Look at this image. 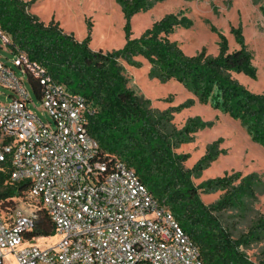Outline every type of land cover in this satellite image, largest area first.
<instances>
[{
	"label": "trees",
	"instance_id": "1",
	"mask_svg": "<svg viewBox=\"0 0 264 264\" xmlns=\"http://www.w3.org/2000/svg\"><path fill=\"white\" fill-rule=\"evenodd\" d=\"M118 1L128 20L151 4V0ZM178 24L177 16L170 14L134 38L128 23L123 49L96 52L91 49L90 37L79 41L59 22L42 21L30 12L29 2L0 0V28L11 38L10 50L24 51L31 61L44 66L56 80L92 103L96 114L89 118L88 129L101 150L124 160L153 196L170 208L199 247L203 263L264 264L249 259L241 249L246 243L244 237L233 238L217 216L240 203L244 193L253 192L260 178L255 175L244 179L235 174L195 185L193 175L208 165L213 153L209 152L196 168L186 169L188 155H178L175 149L190 139L188 130L179 129L172 123L169 111L154 109L149 100L129 86L122 61L137 64L134 58L144 56L163 80L175 77L202 98H212L216 107L248 123L254 138L264 144V95H254L233 77L236 72L256 78L252 54L245 48L230 53L223 41L216 57L206 50L188 56L177 41L170 39ZM34 88L37 89L36 82ZM10 170L8 163H0V214L5 221L10 220L16 208L14 198L26 196L29 191L25 181L10 179ZM219 190L224 194L216 203L207 205L202 201L200 192ZM6 204L10 205L3 211L1 206ZM55 233V225L40 208L28 236L53 237ZM250 235L256 237V231H250Z\"/></svg>",
	"mask_w": 264,
	"mask_h": 264
},
{
	"label": "built area",
	"instance_id": "2",
	"mask_svg": "<svg viewBox=\"0 0 264 264\" xmlns=\"http://www.w3.org/2000/svg\"><path fill=\"white\" fill-rule=\"evenodd\" d=\"M0 37L10 46L1 28ZM14 54L52 121L36 114L23 78L0 61V85L13 92L0 104V163L11 166V180L27 183L25 198L46 211L61 239L29 237L39 210L17 206L9 221L0 214V264L13 263L7 255L14 264H204L170 208L124 160L101 150L88 129L92 103L24 51Z\"/></svg>",
	"mask_w": 264,
	"mask_h": 264
},
{
	"label": "rangeland",
	"instance_id": "3",
	"mask_svg": "<svg viewBox=\"0 0 264 264\" xmlns=\"http://www.w3.org/2000/svg\"><path fill=\"white\" fill-rule=\"evenodd\" d=\"M25 1L30 3V12L42 21L59 22L65 32L73 33L79 41L90 37L91 49L105 53L125 47L128 23L132 36L139 38L155 22L173 14L179 24L170 34V39L177 41L188 56L206 50L216 57L223 41H226L230 53L247 49L252 54L257 76L235 72L233 77L254 95H264V0H151L148 9L140 10L129 20L118 0ZM14 56L0 37V61L13 67L23 78L33 99L30 107L48 124L52 118L43 110L29 74L23 75L14 66ZM134 61L137 64L122 61L130 80L129 86L140 97L149 100L154 109L169 111L172 123L189 132L190 139L175 149L178 155H188L184 162L186 169L196 168L209 152L213 153L214 158L208 165L193 175L195 185L235 174L242 175L244 179L255 175L260 178L254 184L253 192L244 193L240 203L217 216L233 238L244 237L246 243L241 249L250 260L264 262V231H261L264 227V144L254 138L248 123L235 113L216 107L212 98H202L190 85L175 77L163 80L144 56L138 55ZM12 95L10 89L0 85V104L10 102ZM223 194L222 190L200 192V197L209 205L216 203ZM25 197L16 196L13 205L40 209ZM7 205L10 204L1 206L3 211ZM252 230L256 231V237L250 235ZM60 239L61 236L57 235L35 241L50 244ZM5 259L14 264L12 256L7 255Z\"/></svg>",
	"mask_w": 264,
	"mask_h": 264
}]
</instances>
